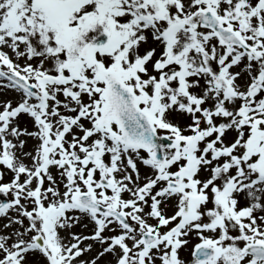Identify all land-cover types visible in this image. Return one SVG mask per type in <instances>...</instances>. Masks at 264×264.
<instances>
[{
    "label": "snow or ice",
    "instance_id": "6c2138e0",
    "mask_svg": "<svg viewBox=\"0 0 264 264\" xmlns=\"http://www.w3.org/2000/svg\"><path fill=\"white\" fill-rule=\"evenodd\" d=\"M0 264H264V0H0Z\"/></svg>",
    "mask_w": 264,
    "mask_h": 264
}]
</instances>
